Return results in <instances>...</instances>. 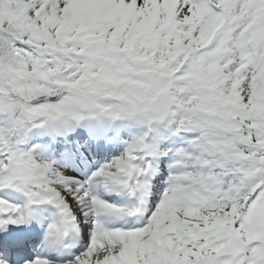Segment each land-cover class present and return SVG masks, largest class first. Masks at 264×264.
<instances>
[{
    "label": "snow or ice",
    "instance_id": "obj_1",
    "mask_svg": "<svg viewBox=\"0 0 264 264\" xmlns=\"http://www.w3.org/2000/svg\"><path fill=\"white\" fill-rule=\"evenodd\" d=\"M0 264H264V0H0Z\"/></svg>",
    "mask_w": 264,
    "mask_h": 264
}]
</instances>
